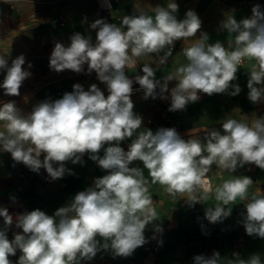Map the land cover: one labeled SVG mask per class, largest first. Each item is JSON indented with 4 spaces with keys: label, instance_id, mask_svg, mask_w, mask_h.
Wrapping results in <instances>:
<instances>
[{
    "label": "clouds",
    "instance_id": "1",
    "mask_svg": "<svg viewBox=\"0 0 264 264\" xmlns=\"http://www.w3.org/2000/svg\"><path fill=\"white\" fill-rule=\"evenodd\" d=\"M177 11L178 5L168 0L166 6L153 8L154 15L140 10L124 16L122 27L97 19L91 24L92 29H98L94 43L90 36L76 33L70 37L69 46L55 44L49 68L58 73H80L87 64L88 74L95 71L98 80L106 84L107 96L96 84L87 91L74 84L73 91L63 98L39 103L27 115H22L14 102L0 106V150L10 153L13 161L37 173L44 168L56 180L66 171L73 174L65 168V162L82 163L88 153L108 171L52 216L36 209L18 214L14 220L7 208L0 207L4 221L0 264H12L9 257L17 250L21 255L16 264H79L92 260L101 250L110 251L113 257L131 256L148 242L146 226L158 219L144 169L152 184L159 183L172 195L187 194L190 205L208 200L207 191L197 193L204 188L203 178L213 164L231 173L245 164L264 170V117H245V121L227 118L221 125L223 132L207 131L204 142L199 138L185 140L175 128H160L155 133L144 129L134 135L142 126V118L133 111V80L126 76L125 69L148 54H156L164 64L172 55L175 41L196 36L201 28L198 15L189 10L183 20H178ZM221 28L234 35L232 44H210L208 35L201 34L182 50L187 63L163 76V82L155 78L156 70L150 64H143V75L135 77L143 98H170L168 110L174 112L197 102L199 93L211 96L232 88L229 94L238 95L241 88L232 82L237 79L239 66L248 60L255 61L247 81L248 99L253 104L264 101V12L260 5L252 8L251 18L237 22L229 16L221 22ZM24 64L23 55L12 60L10 66L0 55V70L6 73L0 88L5 95L20 94L23 82L31 75L22 67ZM170 81H176L171 89ZM124 140H131L126 151L120 146ZM134 161L142 162L143 169L130 167ZM252 183L249 177L232 176L215 187L217 204L205 210L206 219L221 222L231 214L229 204L237 198L248 200L243 221L246 233L264 238V194H253L249 199ZM13 223L22 233H15L9 240L7 231ZM156 231L162 229L157 227ZM97 237L102 238V244ZM234 256L226 264H264L258 253L247 260ZM194 264L225 262L214 252L207 258L195 256Z\"/></svg>",
    "mask_w": 264,
    "mask_h": 264
},
{
    "label": "crops",
    "instance_id": "2",
    "mask_svg": "<svg viewBox=\"0 0 264 264\" xmlns=\"http://www.w3.org/2000/svg\"><path fill=\"white\" fill-rule=\"evenodd\" d=\"M173 2L178 5V11L175 13L178 20H183L189 10L198 15L201 20L200 30L193 38L175 41V49L164 64L159 62L156 54L140 57L133 66L125 69L127 77L142 73L141 68L147 63L156 70L155 78L162 81V77L171 73L174 68L187 63L182 50L190 47L201 34L208 35L210 44L220 41L228 47L232 44L234 35L222 30V21L229 16L234 17L237 22L251 18L252 8L257 4L264 12V0H173ZM167 3L168 0H119L111 13V22L122 27L124 16L136 15L140 10L154 15L153 8L158 5L166 6ZM59 19L65 21L63 27L59 25ZM97 19H100V14L93 0H0V55L7 59L9 66L12 60L23 55L25 64L22 67L31 73L19 89L18 96L5 95L3 88H0V106L3 103L14 102L21 114L27 115L39 103L54 102L63 98L65 93L73 91L74 84L82 85L85 91L90 85L96 84L107 96L106 84L98 80L95 71L88 74V66L85 74L80 77L74 76L71 70L58 73L49 68V59L57 42L67 47L71 42L70 37L76 33L90 36L93 43L95 42L98 29H92L91 24ZM159 55L162 56L163 53ZM29 63L32 65L31 68L28 67ZM254 63L255 61L245 60L239 66L237 79L232 82L241 88L238 95L229 94L232 88L228 92L211 96L199 93L200 99L195 103H189L184 110L174 112L168 110L170 124L166 123L156 99L151 97L144 99L143 92L131 95L133 111L142 118V126L134 135H138L144 129H150L155 133L160 128H175L185 140L199 138L204 142L207 131L223 132L221 125L227 118L245 121V117L251 120L264 117V101L253 104L248 99L247 81ZM5 74L0 70V84L3 83ZM175 84L176 81H170L169 89L175 87ZM148 119L153 120L156 127L148 126L146 124ZM0 130H3L2 122ZM129 143L131 140H124L120 146L126 151ZM100 155H103V150ZM58 166L54 164V167ZM130 167L143 169L140 161H134ZM65 168L71 169L73 174L70 175L66 171L62 178L53 180L44 168L38 173L33 172L23 163L13 161L10 153L0 150V207L7 208L14 220L18 214L36 209L52 216L58 208L70 204L78 192L92 187L96 178L108 174L107 170L101 169L89 158L88 153L83 155L82 163L73 164L67 161ZM143 174L148 180L153 207L158 214V219L146 226L144 235L159 242L161 248L159 255L149 252L144 244L129 257H113L110 251L101 250L92 260L80 261L79 264H179L183 261L194 264V257L197 256L195 251L206 236L207 225L216 227V230L209 233V243L217 250L225 264L227 260L235 258L234 254L247 260L251 255L258 253L264 262V238L249 236L244 227L246 213L244 205L248 200L237 198L234 204H229L227 207L231 208V214L221 222L211 223L205 217V210L217 204L215 187L232 176H246L252 180L253 183L248 189L249 199L253 194H264V170L254 164H245L231 173L213 164L205 175L211 181L209 198L206 202L194 205H190L186 200L187 194L172 195L159 183L152 184L146 169L143 170ZM220 174L222 177H219ZM3 227V217H0V229ZM157 227L162 231L157 232ZM15 233H22V229L16 228L13 223L7 231L8 239L12 240ZM97 239L103 243L102 238ZM20 255L21 252L17 250L15 256L9 257L12 264H16Z\"/></svg>",
    "mask_w": 264,
    "mask_h": 264
},
{
    "label": "built area",
    "instance_id": "3",
    "mask_svg": "<svg viewBox=\"0 0 264 264\" xmlns=\"http://www.w3.org/2000/svg\"><path fill=\"white\" fill-rule=\"evenodd\" d=\"M119 0H93L94 2V5L96 7V9L98 10L99 14H100V19H103L105 22L107 23H110V24H113L111 22V13L113 12V10L115 9V3L118 2ZM83 19H85V17H83ZM59 25L61 27H63L65 25V21L59 19ZM175 49V46L172 48V51H174ZM87 68V64L84 65V70L80 73H76L74 72V76L76 77H80V76H83L85 74V70ZM137 75H143V73H138L136 75H132V76H128L129 79H132L133 80V92H132V95L133 94H137V93H141L143 92V90L140 89V86L135 83V77ZM169 86V85H168ZM157 91H159L157 89ZM156 101L158 102L159 104V107L162 111V114L165 118V121L166 123L170 124L171 123V120L168 116V108L171 104V100L170 99H160L159 96L156 98ZM146 124L150 127H156L155 123L153 120L151 119H148L146 121ZM219 177H222V175L220 174ZM204 188L200 189L198 191V193H202L204 191H207L208 193H210L211 191V181H210V178L205 176L204 178ZM168 228H170L168 226ZM213 230H216V227L214 226H209L207 225L206 226V236L200 241L199 245L197 246V249H196V254L197 255H203L205 256L206 258L209 257V255L213 254L214 252H217L216 249L212 248L210 246V243H209V233ZM146 240L148 241L146 243V248L149 252L153 253L154 255L158 256L159 253H160V244L158 241L152 239V237H149V236H145ZM179 264H188L187 261H183Z\"/></svg>",
    "mask_w": 264,
    "mask_h": 264
}]
</instances>
